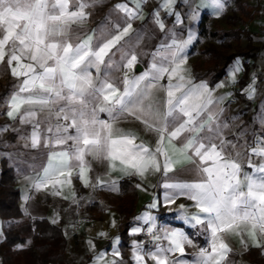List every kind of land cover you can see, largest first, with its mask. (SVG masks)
I'll return each instance as SVG.
<instances>
[{"label": "snow or ice", "instance_id": "6c2138e0", "mask_svg": "<svg viewBox=\"0 0 264 264\" xmlns=\"http://www.w3.org/2000/svg\"><path fill=\"white\" fill-rule=\"evenodd\" d=\"M72 3L75 10H70L69 0H0V63L10 67L13 77L22 78L5 101L9 109L6 115L13 120L19 115L21 124L32 125L30 137H21L30 139L32 149L48 150L46 166L33 186L37 190L51 186L53 195H60L57 186L71 185V177L78 170V178L88 187V156L106 164L110 171L125 175L146 178L147 174L160 173L163 203H175L181 196L194 202L197 211L190 215L185 211L183 220L193 227L202 226L206 246L200 247L191 260L171 259L174 253L184 256L185 246H191L192 239L183 229H164L163 235L155 232V217L145 214L138 219L149 225L148 234L155 241L168 243L156 244L147 251L134 245L136 264H144L145 256L154 264H229L232 249L224 237L230 234L242 237L246 233L253 246L262 247L258 236L264 237V136L256 138L252 148L261 162L252 165L249 161L254 171H242L240 153L233 157L231 151L236 144L224 137L229 125L220 119L223 109L211 110L222 103L223 97L213 98L207 84L194 83L185 67L186 49L193 35L179 42L173 37L170 44L160 45L152 54L148 70L131 77L124 71L122 79H116L114 73L137 65L129 42L121 41L132 30L130 20L139 18L143 0H137L136 10L127 4L115 6L127 17L122 29L117 23L116 34L101 27L84 37L74 35L72 26L85 24L90 15L85 9L99 0ZM175 3L161 0L160 7L178 15L173 12ZM205 6L218 16L224 2L205 0ZM153 20L164 30L158 12L153 13ZM239 71L237 64L232 70L233 80ZM165 78L167 82L161 83ZM248 94L249 98L255 95L253 86ZM38 112L45 114L42 120L36 119ZM101 113L107 119H101ZM128 117L157 138L154 146L143 140L137 143L135 132L117 126ZM42 124L51 134L44 135L43 144ZM180 173L191 174L192 178L181 179ZM94 187L118 190L114 181L109 186L99 178ZM72 195L75 198L74 192ZM150 207H157V203ZM141 230L137 227L133 232ZM241 243L248 247L243 238ZM102 255L97 256L96 264ZM114 255L119 256V251L114 249Z\"/></svg>", "mask_w": 264, "mask_h": 264}, {"label": "crops", "instance_id": "0c3cea01", "mask_svg": "<svg viewBox=\"0 0 264 264\" xmlns=\"http://www.w3.org/2000/svg\"><path fill=\"white\" fill-rule=\"evenodd\" d=\"M113 1H114V5L112 8L111 6L112 0H106V2L110 4L109 9H106L107 12L106 14L109 17V21H110L109 31L112 32L113 34H116V28L114 30L112 29V24L114 23L115 25L117 24L118 9H116L115 6L118 4L120 5L127 4L129 9L136 10L137 0H120L119 3L118 0H113ZM155 2H158L160 4L161 0H155ZM177 2L178 0H176V3L173 6V12H175L178 15H173L169 13H167V15L174 19L176 25L185 24L186 22H189V24L193 22L192 24L195 25L193 26V28L189 29L190 33L194 37L189 47L190 50L192 44L197 39V26L203 12H207L211 16V19L212 16L216 17L217 15L214 14L212 8L205 6V0H198L197 4L201 5V7L199 8L201 10L202 9L204 10L201 11V13L198 15L195 14V17L192 18L193 13L186 15L183 8L177 7ZM249 4L252 5L251 3ZM233 6H234V1H233ZM253 7L255 8V6ZM160 8L166 11L164 8L162 7ZM256 11L257 14L255 18L247 25V29L250 32V38L254 36L256 37V35H258L257 33H260L257 30V25L259 24V22L262 20L263 17L262 14L259 12V10L256 9ZM120 14L125 19L123 25L120 26V28L122 29L123 27L126 26L127 17L125 16V13L123 11H120ZM146 14L147 13L145 11V0H143V3L140 5L139 18L130 20L132 24V30L130 31L129 35L124 38V41H121L123 43L125 41L129 42L132 53H134L131 44L133 42V39L131 40L130 38H132L137 33L135 31V28L136 26L140 27L141 22L145 21ZM112 18H113V23H112ZM88 34L89 33H87L84 30L79 35L84 37L85 35ZM152 59L153 57L151 59H148L145 66L139 62H137V64L141 65L143 71H146L148 70L150 64L152 63ZM246 61L247 60H244L242 57H237L231 62V63H235V65H233L230 74L232 73V70L237 64L240 67V71L235 73V75L237 74L241 75L236 81V84L244 76V63H248ZM249 63H253V64L264 63V47L263 48L259 47V51L257 53L255 60H251L249 61ZM135 67L136 66H134V71H135ZM124 71L127 70H121L120 72L114 73V78L122 79L124 75ZM128 75L129 77L133 76V74L131 75L128 74ZM191 78L194 83L199 82V80L196 81L194 77L191 76ZM166 82H167V78H165L164 81H161V83H166ZM246 84L247 81L245 82L244 86H246ZM4 92L5 91H2L1 94H4ZM44 115L45 114L38 112L36 119L39 120V118H41V116ZM100 118L107 119V116L105 113H101ZM117 126L123 128L124 130H132L133 132H135L139 137L137 143H139L140 140H143L149 146L155 145L157 138L154 135L145 132L143 130V126L141 125V123L139 121H136L134 118L128 117V119L126 120L118 121ZM42 127L44 126L41 125V130ZM44 131H46V126ZM255 146L256 145L254 144L247 151V154L246 153L244 154V157H239V161L242 166V171L244 172L251 173L254 171L252 167L248 166L249 161L251 162L252 165H257L261 162L259 157H256L255 155L252 154V148H254ZM44 150H45L43 154L44 160L42 161L41 166H38L36 171H34L33 169L24 172H21L20 170L19 173H16L17 172L16 170L13 171L15 177V186L18 188L20 193L19 206L23 216L31 220L32 222L36 223L39 220L45 218L51 224L59 226L62 229L66 239L65 259L67 264H96V258L100 254L103 255H102V259L99 261V264H104L105 261L111 262L113 260L117 261V264H136V261L133 258L134 245L138 244L141 245L143 248H145L144 246L145 243H143L142 240L143 237L142 232L143 230L149 227L148 224L144 223L143 219H138L139 217H142L145 214H151L153 217H155V224H156V228L154 229L155 232L163 235L164 229H172V228L183 229L186 231V233L189 234V238L192 239L193 244L191 246L188 245L185 246L184 256H181L179 253H174L171 254L170 256L171 259L191 260L192 257L195 256V254L199 251L200 247L206 246V239H205V235L203 234L202 226L197 225L193 227L188 225L187 222L183 220V213L185 211L189 215L197 211V209L193 207L194 202L181 196L176 199L175 203L172 204L163 203L162 194L164 192V189L160 187V183L162 180V175L160 173L147 174L146 178H142L137 175H125L119 170L110 171L107 168L106 164H103L100 161L94 160L92 157L88 156L86 157V160H88L89 163L91 164V170L87 174L89 178V186L88 187L84 186L83 182L78 178L77 176L78 170H76L74 171L71 177V185H68L67 183H65L63 186L58 185L57 190H59L61 194L53 195V189L51 188V186L42 190H37L33 186L34 183L36 182L37 177L42 175L43 166H46L47 160L45 153L48 150L47 149ZM56 150H61V149H56ZM2 159H5L7 162V159L4 156L0 158V161ZM74 177H76L77 179L76 184L79 185L78 191L76 190L77 186L76 184H74L75 182H73L72 180ZM22 178L23 179L27 178L28 185L29 187H31L30 189H28L26 186L21 187L18 184L19 179ZM97 178L108 182L109 186L110 183L114 181L116 183L118 190H109V188L107 187L105 188L94 187ZM122 178H133L135 180L133 182V186L137 194V199L134 206V214L128 222L129 223L127 228V234L129 236L127 241L128 247L125 249L124 252L121 247L122 238L121 235L119 234V229L121 223L123 222V217L117 209L118 204H123L122 192L119 186V182ZM180 178L187 180V179H191L192 177L191 174L180 173ZM61 179L63 180L66 178L61 177ZM137 185H140V187H137ZM73 192L75 193V198H73L72 195ZM65 196H67L68 198L65 199ZM26 197L27 199H25ZM107 199H111L115 201L116 204L108 203ZM72 202L76 204V207L74 208L73 211H72L73 208L70 210V208L72 207L71 206ZM153 202L157 203V207L155 208L150 207V205L153 204ZM181 205L185 206L183 210L180 207ZM80 211L85 213L84 215L90 217L93 216L91 218L92 221L89 223H84L79 230L73 231L72 229L73 221L76 218V216L81 215V214H77ZM113 221L115 222V224H113ZM2 226H3V222L0 218V242L3 240ZM137 227L141 228L142 230L139 233H134L133 230ZM100 233H105V235L101 236ZM224 238L225 241L229 244L230 248L232 249V251L228 255L229 264H257L256 260H251L249 258L252 254L255 255L257 253L260 261L264 263V237L258 236V240L261 243L262 247L253 246L251 241L248 239L246 233H244L242 237L235 234H230V235H226ZM242 238L248 244L247 248H245L244 245L241 243ZM89 241H91L92 246L89 245ZM167 243L168 242L166 240L161 239L160 241L153 240L152 244H154L155 247L156 244L167 246ZM114 249L119 251V256L114 255ZM250 249H254L256 253L255 252L249 253ZM0 264H3L1 255H0ZM144 264H154V262L149 257L145 256Z\"/></svg>", "mask_w": 264, "mask_h": 264}, {"label": "rangeland", "instance_id": "374dc122", "mask_svg": "<svg viewBox=\"0 0 264 264\" xmlns=\"http://www.w3.org/2000/svg\"><path fill=\"white\" fill-rule=\"evenodd\" d=\"M198 0H178L177 7L183 8L186 15H189L195 11V14L198 15L204 9L196 8ZM224 1V0H223ZM248 3H251L259 12L262 14V20L257 25V30L260 33H257L256 37H251L250 40L253 44L258 45L259 47H264V0H246ZM86 3H91V0H84ZM120 0H118V3ZM224 8L220 15L213 17L211 19V27L229 29L238 26V23L234 20L235 12L233 6V0H225ZM161 4V3H160ZM160 4L155 2V0H145V21L141 22V26H136L135 31L137 32L132 38L133 39L132 47L134 54L137 55V62L145 66L148 59H151L152 54L157 51L160 45L172 42L174 37L178 41L187 39L190 33V28L195 26L194 24H185L176 25L174 19L169 17L166 11L160 8ZM114 1L112 0L111 6L113 8ZM110 4L106 0H99V3L88 7L85 9L86 13H89L88 19L83 25H73V29L76 30L74 35H79L82 31L91 33L90 30L98 29L105 27L109 30L110 21L107 16L106 9H109ZM70 10H75L72 0H69ZM159 13V19L163 21L165 28L161 30L159 26L153 20V13ZM125 22L124 17L120 14L118 10L117 14V23L119 27ZM113 23V18H112ZM117 25V24H116ZM115 23L112 24V29L116 28ZM255 27V26H254ZM139 31H138V30ZM139 34V40H137V35ZM248 41V38L245 36L241 37L240 45L244 46ZM214 44L217 48L225 51H232L235 42L230 39H223L217 41H207V43ZM123 43V42H121ZM205 44V42H204ZM190 45L186 49V67L189 70V73L194 77V72L191 69V64L197 63L202 65L203 57L197 51H194L191 55L188 54ZM28 60H23L22 63H29ZM247 62V61H246ZM243 64V63H242ZM235 63H231L227 67L226 74L222 79L210 87L208 84L209 77H204L199 80L198 83H206L210 89L213 98L223 97L222 103L218 105H213L211 109L213 112H219L220 109H223V112L220 113V119L227 122L229 127L224 130V137L227 140H232L236 144V148L232 149V155L235 156L236 152L240 153V157H244V154H247V151L255 144V140L258 137L264 136V123L261 122V115L264 114V63H249L248 76L246 77L247 84L243 88H238L236 86V81L241 75H235V80L232 78V73L230 74L231 69ZM242 70V69H241ZM143 71V69H142ZM203 69L199 70V73H203ZM128 74H139L133 69L127 70ZM93 74L95 71L93 70ZM11 75V69L6 63H0V129L7 128V131H0V158L5 157L8 162V166L12 171H17L19 173L24 171L34 170L36 171L38 166H41L42 161L44 160L43 154L45 152L44 148L32 149L30 147V139L25 140L21 139L22 136L31 135L32 125L31 124H21L19 121V115L16 120L8 117L6 112L9 110L5 101L12 94L14 89L19 85L20 80ZM250 86L255 88V95L252 98H249L248 89ZM2 91H5L4 94H1ZM22 108V112H23ZM43 116L39 118L42 120ZM55 123V121H53ZM43 125V124H42ZM41 130L42 144L44 135H49L46 133L45 125H43ZM51 135V134H50ZM25 145H28L27 147ZM60 149V148H57ZM21 168V169H20ZM73 182L76 184L77 179L74 177ZM18 184L26 186L28 189V180L19 179ZM75 186V185H74ZM77 186V187H76ZM76 190L78 191L79 185L76 184ZM82 192V191H80ZM79 192V193H80ZM51 199V198H50ZM72 211L76 207V204L72 202ZM77 214L73 223L79 217H89L93 216L84 215L82 211ZM73 231H76L72 228ZM152 242L145 243V250H151L154 247Z\"/></svg>", "mask_w": 264, "mask_h": 264}, {"label": "trees", "instance_id": "16d2710c", "mask_svg": "<svg viewBox=\"0 0 264 264\" xmlns=\"http://www.w3.org/2000/svg\"><path fill=\"white\" fill-rule=\"evenodd\" d=\"M234 1V20L238 26L223 29L211 27V16L203 12L197 26V39L192 44L189 55L197 51L203 57L202 65L191 64L195 73L194 79L201 80L209 77L208 84L212 87L226 74L227 67L237 58L244 60H255L259 47L250 40V32L247 25L255 18L257 11L246 0ZM248 38L244 46L240 45L241 37ZM230 39L235 42L232 51L217 48L207 41ZM205 42V44H204ZM244 63V76L236 86L241 88L245 85L249 66ZM203 69L200 74L199 70ZM133 178H122L119 186L122 192L123 204H118L117 209L123 217L119 234L122 238L121 247L123 252L128 247V222L134 214V206L137 199L136 190L133 186ZM20 193L15 186V177L5 159L0 161V218L3 222V240L0 242V255L3 264H67L65 259L66 239L59 226L51 224L43 218L34 223L25 218L19 206ZM108 203L116 204L115 201L107 199ZM20 246V247H18ZM256 253L250 249L249 253ZM260 261L258 253L249 257Z\"/></svg>", "mask_w": 264, "mask_h": 264}, {"label": "built area", "instance_id": "2783aa9c", "mask_svg": "<svg viewBox=\"0 0 264 264\" xmlns=\"http://www.w3.org/2000/svg\"><path fill=\"white\" fill-rule=\"evenodd\" d=\"M247 62H249V60H247ZM91 221H92V219L89 217H86V216L85 217H79L73 223V228L77 231L82 227V225L84 223H89ZM142 235H143V237H142L143 243H149V242L154 240L153 237L148 234L147 229L143 230Z\"/></svg>", "mask_w": 264, "mask_h": 264}, {"label": "water", "instance_id": "95a60500", "mask_svg": "<svg viewBox=\"0 0 264 264\" xmlns=\"http://www.w3.org/2000/svg\"><path fill=\"white\" fill-rule=\"evenodd\" d=\"M141 70H142L141 65L137 64L136 67H135V71H136V72H139V71H141Z\"/></svg>", "mask_w": 264, "mask_h": 264}]
</instances>
